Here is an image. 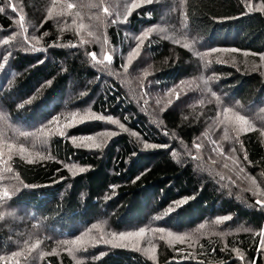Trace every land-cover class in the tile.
<instances>
[{"label": "trees", "instance_id": "16d2710c", "mask_svg": "<svg viewBox=\"0 0 264 264\" xmlns=\"http://www.w3.org/2000/svg\"><path fill=\"white\" fill-rule=\"evenodd\" d=\"M0 8V264H264V0Z\"/></svg>", "mask_w": 264, "mask_h": 264}, {"label": "rangeland", "instance_id": "374dc122", "mask_svg": "<svg viewBox=\"0 0 264 264\" xmlns=\"http://www.w3.org/2000/svg\"><path fill=\"white\" fill-rule=\"evenodd\" d=\"M84 2H85V0H84ZM85 7L87 8V6H85ZM166 34H168V33H166ZM247 62L250 63V61H247ZM48 136H49V131L43 130V133H41L38 136V139H39V141H43V140L47 139ZM111 136H112V134L109 131L98 133V134L95 135V137L93 138V140L91 142H88V145L91 146V147H95V145L97 143L103 142V141H105L107 138H109ZM39 151L43 152L44 150L40 147ZM128 233H134V235L129 236ZM137 233H138V235H136ZM191 234H193V232H190V233L186 232V233H181V234L180 233H174V232L173 233H169L168 232L162 238V241L163 242L165 241L164 244H172L174 242L186 239L187 236L189 237ZM121 237H123V239ZM145 241L150 242L145 234H143V233H141L139 231H135V232H131V231L129 232L128 231V232L122 233L120 236L111 237L108 242L110 244H112V245H115V246L116 245L125 246V247L126 246H131V247H140L141 246L144 250L147 251L148 254H150L152 252V251H150V248L152 249V247L148 248L145 245V243H144ZM71 244H68L66 246V248H68L71 245L69 251H73V252L77 251L78 252L80 250V247L88 246L90 244V238L86 237V238H84L82 240L72 242Z\"/></svg>", "mask_w": 264, "mask_h": 264}, {"label": "snow or ice", "instance_id": "6c2138e0", "mask_svg": "<svg viewBox=\"0 0 264 264\" xmlns=\"http://www.w3.org/2000/svg\"><path fill=\"white\" fill-rule=\"evenodd\" d=\"M152 2V0H147V3H151ZM74 7V5L72 4V3H68L67 4V8L68 9H72ZM0 11H3V9L2 8H0ZM13 11H15V8H13ZM105 11H107V9H105ZM93 59H95V56H93ZM104 59L106 60V61H109V60H111L112 58L110 57V56H105L104 57ZM100 119H103V117H100ZM110 119V118H109ZM237 119H243L242 117H237ZM81 122H83V121H81ZM246 122V121H245ZM74 126V125H73ZM89 139H91V137H89ZM80 171L81 172H83L84 171V169L83 168H81L80 169ZM5 195H7V193H5ZM257 203H260V201H257ZM179 206V205H178ZM172 209H170V211H171ZM225 219H228V218H225ZM128 235L129 236H131V235H134V233H128ZM136 235H138V233L136 234ZM122 239H123V237H121Z\"/></svg>", "mask_w": 264, "mask_h": 264}]
</instances>
